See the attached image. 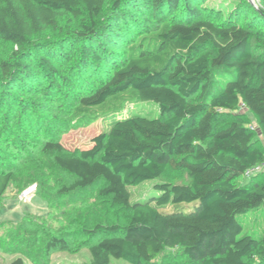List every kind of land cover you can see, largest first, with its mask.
<instances>
[{
	"label": "trees",
	"instance_id": "obj_1",
	"mask_svg": "<svg viewBox=\"0 0 264 264\" xmlns=\"http://www.w3.org/2000/svg\"><path fill=\"white\" fill-rule=\"evenodd\" d=\"M220 11L204 0H0V43L14 49L0 56L6 126L17 107L16 128L38 134V110L58 99L70 102L75 120L109 121L86 149L35 138L71 177L60 192L102 182L99 195L131 212L125 225L88 231L95 240L82 264H159L167 249L198 264H264V234L256 238L241 222L264 210L261 171L245 175L264 165V150L241 111L254 114L264 136V0H238L223 19ZM145 104L158 114L132 112ZM168 169L187 171L189 181L163 180ZM16 180L0 168V203ZM146 182L148 193L133 199ZM33 224L25 218L8 235L24 245ZM43 234L46 260L37 264L70 250L64 235Z\"/></svg>",
	"mask_w": 264,
	"mask_h": 264
},
{
	"label": "rangeland",
	"instance_id": "obj_2",
	"mask_svg": "<svg viewBox=\"0 0 264 264\" xmlns=\"http://www.w3.org/2000/svg\"><path fill=\"white\" fill-rule=\"evenodd\" d=\"M237 1L204 0V3L220 9V19H223L225 12L234 8ZM248 1L255 5L259 4V0ZM149 25L151 28H157L159 24L152 20ZM13 50L10 44L0 43V56L11 55ZM17 110L16 107L10 128L6 126L8 122L5 111H0V155L4 161L0 164V168L12 169L17 175V180L10 185L0 203V240H3L0 247V264H10L18 256H23L26 264L45 261L44 242L40 241L42 235H46L43 234V230L47 234L52 232L56 235H64L70 244L68 251L53 252L48 260L50 264H82L89 261L90 251L87 244L95 239L88 235V231L92 230L97 223L125 225L129 222L131 212L124 207L114 205L110 198L99 195V189L103 186L102 182L83 191L60 192L59 189L67 185L71 177L63 172L51 157L39 150L41 143L36 139L59 141L68 151L86 149L92 146V138L106 129L109 123L108 118L84 123L73 119L70 102L59 99L44 100V106L38 110L43 116L40 119L41 131L33 136H26L15 126L20 123ZM138 110L149 113L152 117L158 114L152 104L142 105L132 112ZM241 111L255 133V141L264 150V136L257 118L247 109L242 108ZM18 137L25 139L27 144L23 145L24 147L15 143L14 140ZM255 177L264 178V165ZM162 179L185 183L190 177L187 171L168 169ZM32 185H37L35 194L30 199H23L22 192ZM152 185L153 182H146L134 187L133 199L143 197ZM25 218L33 220L34 226L27 230L28 241L24 245H18L20 237H10L8 234L15 231ZM38 221L42 224H38ZM241 222L244 231L253 234L256 238L264 234V210L247 213L241 218ZM21 248L26 249L32 258L15 251ZM7 249L11 252H7ZM156 261L159 264H198L186 257L180 249H167ZM111 264L131 263L113 258Z\"/></svg>",
	"mask_w": 264,
	"mask_h": 264
},
{
	"label": "built area",
	"instance_id": "obj_3",
	"mask_svg": "<svg viewBox=\"0 0 264 264\" xmlns=\"http://www.w3.org/2000/svg\"><path fill=\"white\" fill-rule=\"evenodd\" d=\"M261 167L262 166H254L252 168H250L249 170L246 171L245 175L247 177H250L251 175L258 173L259 171H261ZM37 190V185H32L28 188H26L23 192H22V198L27 200L30 199L36 192Z\"/></svg>",
	"mask_w": 264,
	"mask_h": 264
}]
</instances>
